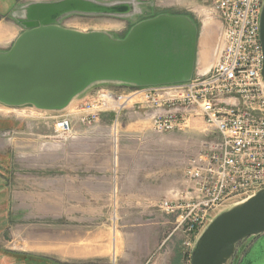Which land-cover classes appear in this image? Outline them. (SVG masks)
I'll return each instance as SVG.
<instances>
[{
	"label": "rangeland",
	"instance_id": "rangeland-1",
	"mask_svg": "<svg viewBox=\"0 0 264 264\" xmlns=\"http://www.w3.org/2000/svg\"><path fill=\"white\" fill-rule=\"evenodd\" d=\"M59 1L62 0H0V26L7 30L9 39L17 29L20 32L27 28L24 21L32 22L27 16L29 5ZM86 1L111 10H67L58 17L53 16L56 22L51 23L84 32L102 31L122 39L141 21L161 15L184 16L196 26L194 73L202 67L209 68L216 60L215 49L219 40L220 21L212 12L210 3L205 0ZM205 21L211 22V29L210 34L204 38ZM10 45V42L1 44L0 50L9 49ZM127 86L131 85L111 81L94 83L67 108L57 111L41 110L32 105L10 106L0 102V108L16 109H0V264L80 263L64 261L59 256V233L60 229L65 228V220L59 217L60 205L64 204L57 201L60 162L57 143L62 134L55 131L54 121L60 114L76 112L80 102L90 98L101 88L121 89ZM132 112L139 113L128 111L130 114ZM133 119L139 123L130 130L144 133L145 138L138 136L130 141L136 142L140 147H146L142 152L146 153L147 157H154L156 162H161L164 166L162 169H168V174L174 178L184 177L187 159L197 152L203 140L213 137L202 120H194L191 127L184 131L159 134L154 132L150 123L141 119V116L136 115ZM119 129H122L121 126ZM109 159L112 160L110 149L103 145L98 149V161ZM238 201L241 199L230 200L221 209L229 208ZM95 205L98 207L96 217L91 220L83 219V223L96 229L109 228L111 257L110 262H105L106 258H100L97 264H144L147 261L145 249L141 248L139 242L135 248L130 249L127 240L123 239L126 237L122 235L129 230L138 231L143 226L159 229L162 239H166L150 258V264H190L192 248L184 244L186 236L176 230V217L162 212L157 204L152 206L155 211L152 217L144 220L119 217L127 210L126 204ZM66 206L69 209L74 207V204L67 203ZM221 209L214 213H219ZM111 213L114 216L110 218L108 214ZM75 222L67 220V227L73 228ZM114 234L117 243L116 256L113 248ZM44 247L45 251L28 250H43ZM239 255L240 253L235 255L236 258L232 256L227 264H238Z\"/></svg>",
	"mask_w": 264,
	"mask_h": 264
},
{
	"label": "built area",
	"instance_id": "built-area-1",
	"mask_svg": "<svg viewBox=\"0 0 264 264\" xmlns=\"http://www.w3.org/2000/svg\"><path fill=\"white\" fill-rule=\"evenodd\" d=\"M205 1L220 21L216 60L209 68L197 69L182 82L101 88L80 102L76 112L54 121L55 131L68 136L77 123L90 127L104 113L118 120L129 110L142 112L159 134L184 131L202 120L213 137L187 159L184 186L157 203L176 217V230L191 248L216 210L264 188V0Z\"/></svg>",
	"mask_w": 264,
	"mask_h": 264
},
{
	"label": "water",
	"instance_id": "water-1",
	"mask_svg": "<svg viewBox=\"0 0 264 264\" xmlns=\"http://www.w3.org/2000/svg\"><path fill=\"white\" fill-rule=\"evenodd\" d=\"M27 9L32 22L24 21L27 28L10 49L0 51L2 103L57 111L97 82L146 86L187 81L193 76L197 32L184 16L161 15L141 21L118 39L102 31L84 32L51 23L67 10H111L92 1L35 3ZM165 28L178 31L180 37L181 32L192 31L184 52L172 50V37L160 38ZM260 40L264 56V2ZM261 73L264 80V59ZM261 233L264 188L215 214L196 238L190 264H227L239 242Z\"/></svg>",
	"mask_w": 264,
	"mask_h": 264
},
{
	"label": "crops",
	"instance_id": "crops-1",
	"mask_svg": "<svg viewBox=\"0 0 264 264\" xmlns=\"http://www.w3.org/2000/svg\"><path fill=\"white\" fill-rule=\"evenodd\" d=\"M0 28V45L10 42L12 46L24 31L23 29L18 32V29H15L16 33L11 32L14 36L8 39L7 30L2 26ZM210 29L211 22L205 21L204 38L210 34ZM0 109L16 110L12 107ZM136 115L148 122L142 112L130 114L126 111L118 120L112 113H104L93 126L77 123L78 127L71 135H61L59 138L57 201L64 204L60 205L59 217L65 220V228L60 229L58 241L59 256L62 260L97 264L100 262L98 259L106 258L108 261L105 262H110L109 228L96 229L83 223V219L91 220L96 217L98 207L95 204H126L127 210L119 217L144 220L151 218L155 213L152 210L154 204L164 197H173L175 192L184 186V177H172L168 174V169H162L164 166L161 162H156L154 157H147V154L142 152L146 147H140L136 142L130 141L138 136L145 138L144 133L130 130L139 123L134 122ZM103 145L110 149L112 160L98 161V149ZM67 203L74 204V207L67 209ZM108 215L110 218L114 216L112 213ZM67 220L76 221L73 228L67 227ZM122 235L126 237L123 239L127 240L130 249L135 248L137 242L145 249L147 261L144 264H150L152 255L156 254L166 241L162 239V232L151 226H143L138 231L129 230ZM116 244L114 234L115 256ZM28 250L45 251V247L43 250Z\"/></svg>",
	"mask_w": 264,
	"mask_h": 264
},
{
	"label": "flooded vegetation",
	"instance_id": "flooded-vegetation-1",
	"mask_svg": "<svg viewBox=\"0 0 264 264\" xmlns=\"http://www.w3.org/2000/svg\"><path fill=\"white\" fill-rule=\"evenodd\" d=\"M171 15L173 14L171 13ZM193 29L195 30L196 26ZM181 34L182 36L180 37L178 31H170L165 28L160 38L165 40L167 37H172V50L181 53L186 50L187 43L193 38L191 30L183 31ZM237 252L240 253L239 260H237L238 264H264V233L258 234L251 239L245 238L239 242L233 256L237 255Z\"/></svg>",
	"mask_w": 264,
	"mask_h": 264
}]
</instances>
